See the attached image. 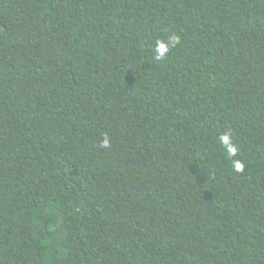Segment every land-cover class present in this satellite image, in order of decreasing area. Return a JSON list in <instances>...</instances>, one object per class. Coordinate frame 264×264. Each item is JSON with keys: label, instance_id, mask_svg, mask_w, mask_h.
Masks as SVG:
<instances>
[{"label": "trees", "instance_id": "trees-1", "mask_svg": "<svg viewBox=\"0 0 264 264\" xmlns=\"http://www.w3.org/2000/svg\"><path fill=\"white\" fill-rule=\"evenodd\" d=\"M0 264H264V0H0Z\"/></svg>", "mask_w": 264, "mask_h": 264}, {"label": "clouds", "instance_id": "clouds-1", "mask_svg": "<svg viewBox=\"0 0 264 264\" xmlns=\"http://www.w3.org/2000/svg\"><path fill=\"white\" fill-rule=\"evenodd\" d=\"M179 39V36L173 34L168 37L167 43L164 41H157V45L155 48V59L162 60L168 53L170 46L174 47L176 44H178ZM230 135V133H224L220 136L219 139L221 143L226 147L227 153L231 157L236 155V148L231 142ZM108 143V138L105 136V139L102 142V146H107ZM232 166L237 172H242L244 169L243 163L239 160L232 161Z\"/></svg>", "mask_w": 264, "mask_h": 264}]
</instances>
